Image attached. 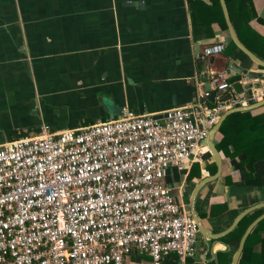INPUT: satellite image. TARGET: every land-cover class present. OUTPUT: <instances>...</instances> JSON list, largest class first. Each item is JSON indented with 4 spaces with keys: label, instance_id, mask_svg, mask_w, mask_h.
I'll return each instance as SVG.
<instances>
[{
    "label": "crops",
    "instance_id": "0c3cea01",
    "mask_svg": "<svg viewBox=\"0 0 264 264\" xmlns=\"http://www.w3.org/2000/svg\"><path fill=\"white\" fill-rule=\"evenodd\" d=\"M203 1L206 5L196 10L195 0H0V144L37 135L42 126L79 130L116 118L124 106L161 116L200 102L207 62L194 49L198 43L201 51L206 44L230 42L228 29L207 6L211 1ZM252 1L258 17L250 24L264 36V0ZM223 54L264 73L240 50ZM228 74L242 79L234 70ZM253 92L240 96L244 105L257 101ZM249 111L262 114L264 104ZM222 136L219 130L216 146ZM218 150L220 176L202 185L193 199L199 182L217 171L208 148L202 160L166 168V185L199 217L204 234L199 229L193 255L173 253L160 264H232L247 228L264 214V158L243 179L244 153ZM259 235L264 238V228ZM252 243L253 254L262 251L257 236ZM130 264L154 263L144 256L132 257Z\"/></svg>",
    "mask_w": 264,
    "mask_h": 264
},
{
    "label": "built area",
    "instance_id": "2783aa9c",
    "mask_svg": "<svg viewBox=\"0 0 264 264\" xmlns=\"http://www.w3.org/2000/svg\"><path fill=\"white\" fill-rule=\"evenodd\" d=\"M206 44L198 56L223 53ZM245 77L244 81H248ZM215 91L231 89L211 74ZM253 99L264 88L252 89ZM201 101L161 116L124 106L116 118L79 130L42 126L0 144V264H154L194 254L199 228L165 183L170 165L202 160L209 129L240 96Z\"/></svg>",
    "mask_w": 264,
    "mask_h": 264
},
{
    "label": "trees",
    "instance_id": "16d2710c",
    "mask_svg": "<svg viewBox=\"0 0 264 264\" xmlns=\"http://www.w3.org/2000/svg\"><path fill=\"white\" fill-rule=\"evenodd\" d=\"M210 1L211 4L207 5L208 8L215 14V19H217L222 27L227 30L228 27L224 18L220 0ZM226 2L239 38L251 51L264 59V36L255 31L250 24L253 19L258 17L253 1L226 0ZM199 4L206 5L203 0H195L194 5L196 6ZM225 49L227 50V54L232 53L234 50H239L232 41L229 42ZM235 80L236 77L229 78L230 82H234ZM220 132L223 136L217 145L218 148L230 156H234L236 152H243L245 157L240 163V169L243 179L249 177L252 173L255 161L264 158V113L252 115L249 110L234 112L224 120L221 125ZM230 145L234 147L233 152H229L228 150ZM206 153L210 155L209 151ZM263 228L264 219L249 235L239 264H249L253 258H260L261 260L264 259V238L259 235V230ZM255 236L258 237L263 245L262 251L257 254L252 253V239ZM132 257L135 260L144 258V256H136L134 254ZM263 262L264 261L262 260V264H264Z\"/></svg>",
    "mask_w": 264,
    "mask_h": 264
},
{
    "label": "water",
    "instance_id": "95a60500",
    "mask_svg": "<svg viewBox=\"0 0 264 264\" xmlns=\"http://www.w3.org/2000/svg\"><path fill=\"white\" fill-rule=\"evenodd\" d=\"M220 4L223 10L224 18L228 27V34L230 37V41H232L237 48L244 53L246 56H248L252 61L257 63L260 66L264 67V59H262L260 56L255 54L253 51H251L239 38L236 29L234 27V24L232 22L230 12L227 6L226 0H220ZM195 54H199L200 51V43L195 47ZM202 59V58H200ZM206 60V82L204 83V91L209 92L207 95V100L211 104L216 103H224L227 102L237 96L244 95L246 92L252 90V89H259L260 87L264 86V73L262 72H255L251 70H247L245 68L240 67L233 59H229L227 56H225L223 53H217L212 54L207 57ZM228 69L234 70V72L238 75H241L242 79L237 80L231 83V89L227 91L218 90L215 91L212 87V81H211V74L212 72L215 73H222V74H228ZM245 77H249L248 81H244ZM264 104V98L261 100H257L254 103L251 104H241L238 106H234L231 108L226 109L221 116L219 117L218 121L209 129L208 134L205 138L204 144L208 148V150L212 153L214 156L215 162L217 164V171L216 173L207 176L203 178L199 184L196 186L193 194L192 199L195 197L197 191L199 188L216 178H218L222 171V157L221 154L213 142L216 133L220 130L222 123L224 120L232 113L237 111H245V110H251L254 108H257ZM251 209V208H250ZM249 212V210H248ZM246 213V212H245ZM194 219L196 220V223L198 225V228L200 229V232L204 234L203 228L201 226V222L199 220V217L195 214H191ZM243 215H241L234 223L233 227L239 222ZM264 218V214L257 218L246 230L244 235L241 238L239 248L233 258L232 264H238L240 256L242 254V251L244 249L247 237L250 233V231L256 226V224ZM220 236V235H219ZM209 238L215 239L217 237L215 236H208Z\"/></svg>",
    "mask_w": 264,
    "mask_h": 264
}]
</instances>
